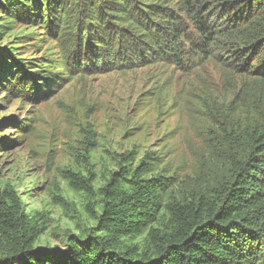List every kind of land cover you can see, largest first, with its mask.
<instances>
[{
  "label": "trees",
  "instance_id": "obj_1",
  "mask_svg": "<svg viewBox=\"0 0 264 264\" xmlns=\"http://www.w3.org/2000/svg\"><path fill=\"white\" fill-rule=\"evenodd\" d=\"M64 6L0 0L1 28L14 30L19 22L31 36L42 29L61 41L75 13L77 36L64 60L84 53L102 71L149 61L182 66L209 59L215 46L242 80L214 122L210 174L166 176L168 166L149 162V152L141 159L116 154L95 181L91 169L89 176L67 171L69 191L85 198L88 224L68 236L64 249L40 245L43 213L29 211L17 187L0 177V264H264V0H74L69 10ZM59 62L36 67L0 53V87L13 98L39 97L54 86L53 76L71 79L69 60ZM14 142L0 140V147ZM85 158L94 165L92 154ZM55 198L68 204L60 193Z\"/></svg>",
  "mask_w": 264,
  "mask_h": 264
},
{
  "label": "rangeland",
  "instance_id": "obj_2",
  "mask_svg": "<svg viewBox=\"0 0 264 264\" xmlns=\"http://www.w3.org/2000/svg\"><path fill=\"white\" fill-rule=\"evenodd\" d=\"M59 1L64 9L74 5V0ZM3 16L0 53L36 67L69 60L72 70L71 79L53 76L54 86L39 97L31 93L24 100L13 98L0 87V140L15 141L0 147V177L17 187L29 211L43 213L47 229L41 246L64 249L68 236L88 224L85 198L69 191L67 171L91 169L93 176L85 173L93 181L103 179L105 166H112L116 154L128 152L138 159L149 152V162L168 166L166 176L178 179L216 169L209 141L217 130L214 122L219 108L235 99L242 80L233 61H223L222 49L212 46L209 59L182 66L149 61L141 67L102 71L84 53L63 59L77 36L75 22L80 17L75 13L61 41L42 29L31 36L19 22L14 30L2 29ZM89 154L94 156L92 166L86 163ZM59 193L68 204L55 198Z\"/></svg>",
  "mask_w": 264,
  "mask_h": 264
}]
</instances>
